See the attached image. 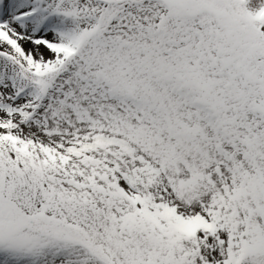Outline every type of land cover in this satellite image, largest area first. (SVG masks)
<instances>
[{"label": "snow or ice", "instance_id": "6c2138e0", "mask_svg": "<svg viewBox=\"0 0 264 264\" xmlns=\"http://www.w3.org/2000/svg\"><path fill=\"white\" fill-rule=\"evenodd\" d=\"M0 264H264V0H0Z\"/></svg>", "mask_w": 264, "mask_h": 264}]
</instances>
